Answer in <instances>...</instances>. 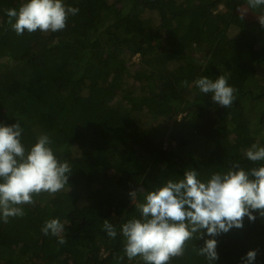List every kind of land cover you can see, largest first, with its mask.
I'll return each mask as SVG.
<instances>
[{
  "label": "trees",
  "instance_id": "16d2710c",
  "mask_svg": "<svg viewBox=\"0 0 264 264\" xmlns=\"http://www.w3.org/2000/svg\"><path fill=\"white\" fill-rule=\"evenodd\" d=\"M24 2L0 0V124L18 120L26 150L48 134L71 172L62 191L23 205L24 216L0 218V264H145L124 253L122 224L141 215L131 190L179 181L188 168L207 180L259 166L245 152L264 146V27L241 17L247 0H63L79 9L63 30L17 35L6 10ZM220 75L236 90L229 108L195 85ZM255 215L215 237L218 260L198 254L205 230L170 264H244L253 249L252 264H264ZM53 218L65 244L42 231Z\"/></svg>",
  "mask_w": 264,
  "mask_h": 264
},
{
  "label": "clouds",
  "instance_id": "9594fccd",
  "mask_svg": "<svg viewBox=\"0 0 264 264\" xmlns=\"http://www.w3.org/2000/svg\"><path fill=\"white\" fill-rule=\"evenodd\" d=\"M247 5L256 9L264 6V0H247ZM78 11L66 6L63 0H25L18 10H6V15L16 34L23 35L25 31L63 30L69 15ZM247 12L244 10L241 17ZM258 20L264 27V15H259ZM195 85L202 93H211L212 101L222 107H231L236 98V90L224 75L215 80L198 78ZM22 132L18 120L10 125L0 124V218L5 223L9 217L24 216L23 205H34V196L62 191L71 172L69 163L62 162L54 153L48 134H40L37 142L26 150ZM245 156L251 162H259V166L249 170L233 165L226 172L213 173L207 180L199 179L198 172L188 168L179 181L168 179L148 192L142 188L131 190V202L141 215L121 227L127 258L140 257L145 264H170L173 258L184 255L187 242L195 234L203 238L206 230L211 238L199 247L198 254L210 262L218 260L215 237L233 227L242 228L245 217L255 221L257 212L264 217V146L252 144ZM138 192H143L141 203H136ZM103 228L111 238L116 237L117 231L108 220ZM63 229L58 218L46 221L42 227L45 235L58 237L59 244L66 243L60 235ZM256 256L257 250L248 251L244 264H252Z\"/></svg>",
  "mask_w": 264,
  "mask_h": 264
},
{
  "label": "rangeland",
  "instance_id": "374dc122",
  "mask_svg": "<svg viewBox=\"0 0 264 264\" xmlns=\"http://www.w3.org/2000/svg\"><path fill=\"white\" fill-rule=\"evenodd\" d=\"M240 9H241V11H240L241 13H242L244 10H247V11H248V12L245 14V17H247V18H252V19H258V16H259V15L253 14V13L249 10V8H248L246 5L241 6ZM134 60H135V61L138 60V55L134 57ZM2 70H4V69L1 67V68H0V72H1ZM181 117H182V114L178 116L179 119H180ZM171 123H172V121H169V124H171ZM159 124H160V125H164V124H166V123H165V121H163V120H160V121H157V122L154 123L155 126H156V125H159Z\"/></svg>",
  "mask_w": 264,
  "mask_h": 264
}]
</instances>
